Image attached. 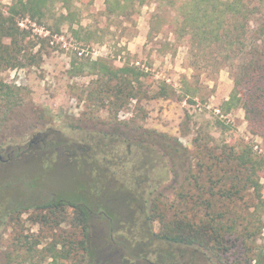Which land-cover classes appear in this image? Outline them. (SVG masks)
I'll list each match as a JSON object with an SVG mask.
<instances>
[{
  "label": "rangeland",
  "instance_id": "374dc122",
  "mask_svg": "<svg viewBox=\"0 0 264 264\" xmlns=\"http://www.w3.org/2000/svg\"><path fill=\"white\" fill-rule=\"evenodd\" d=\"M185 1L179 0L173 6L149 0L138 6V15L131 17L108 12L106 0H74L73 17L63 23L59 16L67 14L68 10L61 2L53 6L45 27L28 18L20 19V27L38 35L34 53L41 52L42 59L33 66L0 71V80L22 87L24 97L19 106L0 111V150L5 158L13 154L11 161L0 163V201H8L10 207L17 204L27 207L55 198L97 204L93 191L91 193L84 186L90 168H94L96 176L103 175L102 170L107 168L103 167L101 159L106 154L118 179L139 178L142 186L136 187V191L143 193L147 200L133 203L129 213L132 217L122 219L127 230H120L131 245L126 242L125 248L122 244L117 246L123 248L121 258L124 261L129 258L133 264H150L134 254L137 253L135 248L142 249L147 242L141 240L149 235L151 226L154 232L163 228L160 220L150 223L147 216L152 200L161 193L163 200L171 204L177 199L173 189L186 186L189 189L192 183L179 185L186 167L179 164L174 167L170 157L147 132L178 137L192 152L194 138L200 136L203 142L208 141L213 146L225 143L236 145V148H251L255 157L264 159V127L250 123L243 99L233 104L229 111L224 104L235 91L236 80L242 78V64H247L251 58L247 53L249 48L254 43L260 48L264 45V32L261 35L259 31L260 37L253 38L256 29L264 28V0H252L249 9L256 5L261 10L251 18L248 38L245 35L242 43L232 48L189 33L179 12L180 4ZM11 2L0 0V10ZM57 25H60L59 31ZM99 58L116 66L129 62L150 72L152 77L145 84H148L146 87L150 85L152 94L159 90L162 81L170 84L174 91L169 98L134 100L117 115L112 114L84 91L93 75L74 76L69 72L73 63ZM61 138L75 148L82 147V155L77 150H64L65 146H53ZM45 141L53 145L48 147ZM98 164L101 166L97 167ZM260 179L264 195V171ZM119 203L109 204L117 210L113 226L109 224L113 218L107 215L105 206L92 208L91 240L86 246L100 253L104 264L110 260L117 264L111 230L114 227L116 233L122 228L118 219L124 211ZM145 205L149 206L146 212L142 209ZM174 211L179 210L171 209V213ZM29 215L26 213L23 217L25 233L37 236L40 225L27 220ZM77 230L67 222L55 228L59 238ZM230 238L229 249L222 253L201 247L184 248L158 239L146 244V250L141 252L161 264H167L170 259L175 264H232L241 240L234 235ZM53 241L52 236L43 239L38 248L41 250ZM78 256L70 259L69 264H98L83 251ZM21 264L34 263L28 259Z\"/></svg>",
  "mask_w": 264,
  "mask_h": 264
},
{
  "label": "trees",
  "instance_id": "16d2710c",
  "mask_svg": "<svg viewBox=\"0 0 264 264\" xmlns=\"http://www.w3.org/2000/svg\"><path fill=\"white\" fill-rule=\"evenodd\" d=\"M148 1L106 0L107 11L132 17L139 14L138 6ZM159 1L173 6L179 2V0ZM246 1L187 0L180 4L179 12L185 21V27L193 36L232 48L242 43L245 35L247 37L252 16L261 10V7L256 5L249 9L250 3L254 1L250 0L249 3ZM57 2H61L68 10L67 14H60V22L72 19L71 8L74 0H12L11 4L0 10V71L40 63L41 52L34 53L39 37L32 30L20 27L19 21L28 18L45 27ZM57 30H60V25H57ZM259 31L262 35L264 28L256 29L253 38L260 37ZM247 53L251 58L247 64H242L244 70L242 78L236 80L235 91L224 104L229 111L233 104L243 99V106L250 123L264 127V45L260 48L254 43ZM69 72L74 76L93 75L94 78L84 91H88L91 100H95L115 115L134 100L169 98L172 95L171 91H174L170 84L162 81L159 90L152 94L150 85L146 87L148 84H145L152 74L141 66L129 62L116 66L104 58L88 59L73 63ZM241 83L244 86H240ZM239 93L242 97L238 96ZM22 94V87L9 85L0 80V111H10L19 106L23 102ZM147 133L155 144L160 145L163 153L170 157L174 167L176 164L186 167L179 185L182 187L184 183L192 184L189 189L187 186L174 188L177 199L171 204L163 200L161 193L154 197L147 216L150 223L160 220L163 228L159 232H154L150 224L149 235L141 240L147 242L142 245V249L135 248L137 253H142L141 251L146 250V244L157 239L184 248L201 247L210 252L222 253L229 249L230 236L234 235L241 240V244L237 249V258L231 260L232 264H264V195L260 179V173L264 171V159L255 157L251 148H236V145L225 143L213 146L208 141L203 142L200 136L194 138L195 146L192 152L178 137L166 133ZM45 142L48 147L53 145L48 141ZM53 146H65L64 150L83 152L82 147L75 148L63 138ZM105 155L103 154L104 157L101 159L103 167L107 168L102 170L103 175L96 176L95 171H92L94 168H90V174L86 176L87 185L84 186L91 193L93 191L92 196H96L94 201H97V204L57 198L36 205L27 219L40 225V234L36 236L25 233L26 229L23 234L19 232L15 237L14 251L8 254L7 264L13 262L21 264L28 259L34 264H69V260L78 258L81 251L87 254L89 250L86 244L91 240L89 231L91 218L94 215L93 206H105L107 215L113 218L109 221L110 226H113L117 210L111 208L109 204L120 202L124 211V214L120 215L125 220L126 217H132L129 213L133 203L147 201L143 193L136 191V187L142 186L139 178H130L129 181L118 179L112 172L114 166H111L113 164L111 159ZM147 177L150 176L147 174ZM191 178L194 180H189ZM146 207V205L142 207L145 212L149 206ZM175 208L179 211L171 213V209ZM3 216L0 212V217ZM62 222L74 226L78 229L77 232L57 237L55 228H58ZM113 228L112 233H114ZM50 236L54 237V241L40 250L38 246L42 240ZM153 253L159 255L157 251ZM91 256L98 264H104V261L100 260V253ZM153 262L161 264L157 260ZM105 264L114 263L110 260ZM167 264L175 263L170 259Z\"/></svg>",
  "mask_w": 264,
  "mask_h": 264
},
{
  "label": "flooded vegetation",
  "instance_id": "af4514ba",
  "mask_svg": "<svg viewBox=\"0 0 264 264\" xmlns=\"http://www.w3.org/2000/svg\"><path fill=\"white\" fill-rule=\"evenodd\" d=\"M12 155L13 154H8L7 158H5L3 151L0 150V163L11 161ZM53 200H57V198H55ZM8 203H9L8 201H6V202L0 201V212L4 215L3 217H0V264H7L8 263V254H9V252L14 251V241H15L16 235L18 236L19 232H22V234L24 232V229H25V226H24V222H25L24 219L25 218H23L24 215L26 213H31V211L35 209L36 205L41 204V203L32 204V205H29L27 207H25L24 205H18L17 204L16 206L10 207L8 205ZM25 208H28V209H25ZM15 215L18 217H15ZM122 219L123 218L118 219L119 225H121L122 228L119 227V231H116V233L114 232L111 234L112 241H115V244H113V246L115 245L114 246V252L117 253L116 263L117 264H133L132 262L128 261L129 258H125L126 259L125 261L122 260L121 257L123 255V251H122L123 248L122 247L118 248L120 244H122V246L125 248L126 242L129 241V239L126 236H124L126 234L123 235V233L121 232V230L122 231L125 229L127 230L126 223L123 222L124 219L123 220ZM33 225H35V223H33ZM123 225H124V227H123ZM90 227H91V222H90ZM120 237H122V238L124 237V239H121ZM9 240H11L10 243H8ZM121 240H123V242L120 243ZM128 243H129V245H131L130 242H128ZM93 251L96 252V250H93ZM92 254H96V253L92 252V250L89 248L86 256L91 257V259H92V256H91ZM134 255H138L139 257H141L140 259H145V260L149 261L150 264H155V262L150 260L149 257H146V254L136 253ZM90 261H92V260H90ZM14 263L19 264L18 262H13L12 264H14ZM138 264H140V262H138Z\"/></svg>",
  "mask_w": 264,
  "mask_h": 264
}]
</instances>
